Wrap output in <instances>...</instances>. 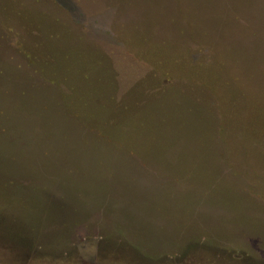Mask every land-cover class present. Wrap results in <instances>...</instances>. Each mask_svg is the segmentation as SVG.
Returning a JSON list of instances; mask_svg holds the SVG:
<instances>
[{"label": "rangeland", "instance_id": "374dc122", "mask_svg": "<svg viewBox=\"0 0 264 264\" xmlns=\"http://www.w3.org/2000/svg\"><path fill=\"white\" fill-rule=\"evenodd\" d=\"M0 264H264V0H0Z\"/></svg>", "mask_w": 264, "mask_h": 264}]
</instances>
